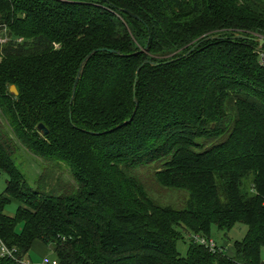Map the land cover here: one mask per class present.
Segmentation results:
<instances>
[{
    "label": "trees",
    "instance_id": "obj_1",
    "mask_svg": "<svg viewBox=\"0 0 264 264\" xmlns=\"http://www.w3.org/2000/svg\"><path fill=\"white\" fill-rule=\"evenodd\" d=\"M0 34V240L17 260L41 244L61 264H264V47L236 38H264V0H0ZM237 226L232 255L192 238Z\"/></svg>",
    "mask_w": 264,
    "mask_h": 264
},
{
    "label": "rangeland",
    "instance_id": "obj_2",
    "mask_svg": "<svg viewBox=\"0 0 264 264\" xmlns=\"http://www.w3.org/2000/svg\"><path fill=\"white\" fill-rule=\"evenodd\" d=\"M25 157H26L25 158L26 164H25V168L22 167V169L27 175V179L29 183L33 185L40 171V163L37 162L36 161L37 159L31 155H27ZM143 170L146 169H139L137 171L138 172L137 175L139 176V172H140V176L144 181L143 183L146 184V188L152 197L159 200L164 205H170L171 203H174L175 206L173 207L179 206L177 208H180V206L184 205V200H185L184 193H180V192L175 193L177 191H172L173 192L172 193V192H166V190L161 188L157 189L155 187L156 186L155 182L152 183L150 180H146L148 179V176L145 174L146 171L142 172ZM7 180H8L7 175L0 173V196L3 195L6 190ZM17 210H18V203L13 200V202L7 207V213L11 216H14L17 214ZM18 230L21 231L22 227L19 228ZM246 232H247V228L244 226H237L229 233H223L214 229L212 233V241H214L219 248H223L227 255H232L234 251V243L241 241L245 237ZM189 241H190L189 238L185 237V241L179 243L178 249L182 255L187 254ZM41 247L43 246L37 245L33 249V251L30 253V257L32 259L38 260L43 256V253L41 252ZM262 260L264 262V249L262 251Z\"/></svg>",
    "mask_w": 264,
    "mask_h": 264
},
{
    "label": "built area",
    "instance_id": "obj_3",
    "mask_svg": "<svg viewBox=\"0 0 264 264\" xmlns=\"http://www.w3.org/2000/svg\"><path fill=\"white\" fill-rule=\"evenodd\" d=\"M8 42L7 37H4L0 34V46L4 45ZM264 62V57H263ZM194 241L202 246H205L208 248L211 252H217L218 246L217 244L212 240H207L201 236H192ZM0 258L12 260L16 264H61L58 259L54 258L52 255H47L43 257L39 262H33L29 259L25 260H17L15 257V251L12 249H9L1 240H0Z\"/></svg>",
    "mask_w": 264,
    "mask_h": 264
},
{
    "label": "water",
    "instance_id": "obj_4",
    "mask_svg": "<svg viewBox=\"0 0 264 264\" xmlns=\"http://www.w3.org/2000/svg\"><path fill=\"white\" fill-rule=\"evenodd\" d=\"M134 16V15H132ZM221 37L220 36H215V37H210V38H207L205 39L203 42H206V41H214V40H219ZM237 39H241V40H252L254 42H257L261 47H264V38H248L246 36H243V35H237L236 36ZM201 43H198L197 45H195L185 56H188L190 54H192L199 46H200ZM101 51H104V50H101ZM98 51H95L93 53H91L90 55H88L86 57V59L83 61L80 69H79V73L77 75V78H76V81H75V85H74V89H73V97H72V101L71 103L74 102L75 100V95H76V92H77V87H78V84H79V81L84 73V70H85V67L87 66V63L90 61V59L97 53ZM111 53H114L113 51H111ZM1 61V59H0ZM145 64H149V62H146ZM157 66V65H155ZM138 81V77L136 79V83ZM10 92L11 94H13L14 96H18L19 95V92L17 90V88L15 86H12L10 88ZM135 101L137 102V100L135 99ZM71 119H72V115H71ZM39 131L41 133L42 136L46 137L49 135V132L48 130L43 126V125H40L39 126Z\"/></svg>",
    "mask_w": 264,
    "mask_h": 264
},
{
    "label": "crops",
    "instance_id": "obj_5",
    "mask_svg": "<svg viewBox=\"0 0 264 264\" xmlns=\"http://www.w3.org/2000/svg\"><path fill=\"white\" fill-rule=\"evenodd\" d=\"M37 245L41 246V244H37ZM37 245H35V247H36ZM42 246H43V247H41V252L43 253V256H44V255H47V254L49 253L48 248H46L44 245H42ZM35 247H34V248H35ZM34 248H33V249H34ZM28 259L31 260V261H33V262H39V261L42 259V257H41L40 259H38V260H34V259H32L31 257H29Z\"/></svg>",
    "mask_w": 264,
    "mask_h": 264
}]
</instances>
